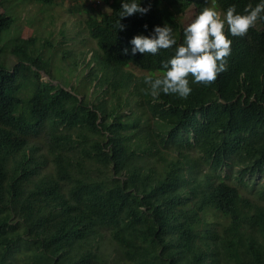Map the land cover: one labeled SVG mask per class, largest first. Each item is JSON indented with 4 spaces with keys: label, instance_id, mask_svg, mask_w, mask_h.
<instances>
[{
    "label": "trees",
    "instance_id": "16d2710c",
    "mask_svg": "<svg viewBox=\"0 0 264 264\" xmlns=\"http://www.w3.org/2000/svg\"><path fill=\"white\" fill-rule=\"evenodd\" d=\"M67 2L86 14L95 42V66L70 89L42 78L48 61H30L31 43L19 36L7 63L14 17L0 13V264H264V182L249 181L264 179V19L244 36L225 25L226 71L209 83L189 74L186 98L153 96L144 81L162 73L175 45L133 55L129 43L167 22L179 44L190 6L194 18L205 7L223 18L229 6L243 12L258 0H140L149 10L121 18L123 29L121 0H101L108 11ZM89 83L115 101H90ZM130 89L132 107L121 95ZM233 171L241 184L226 179Z\"/></svg>",
    "mask_w": 264,
    "mask_h": 264
},
{
    "label": "clouds",
    "instance_id": "9594fccd",
    "mask_svg": "<svg viewBox=\"0 0 264 264\" xmlns=\"http://www.w3.org/2000/svg\"><path fill=\"white\" fill-rule=\"evenodd\" d=\"M148 10L141 6L140 0H121L119 28L124 27L120 24L121 18ZM258 19H264V0H258L255 6L249 3L243 12L231 5L223 18L214 7H205L183 29L182 43L177 44L172 27L165 22L162 26H154L149 35L133 36L129 41L131 53L156 54L160 49L175 45L174 55L162 63V73L155 77L145 76L144 81L153 96L162 92L186 98L192 91L189 74L193 84L209 83L218 73L226 71L232 40L225 35V25L231 36H244ZM124 52L127 53L128 49L125 48Z\"/></svg>",
    "mask_w": 264,
    "mask_h": 264
},
{
    "label": "rangeland",
    "instance_id": "374dc122",
    "mask_svg": "<svg viewBox=\"0 0 264 264\" xmlns=\"http://www.w3.org/2000/svg\"><path fill=\"white\" fill-rule=\"evenodd\" d=\"M67 1L59 0L54 6L43 7L41 4L31 2L30 0H3L0 3V13L2 15L11 14L14 17L11 31L5 35L2 44L3 55L7 63L12 65L16 61V58L12 55V51L16 36H19L26 43H31L30 61L39 55L48 61L49 66L46 67L47 71L45 69L41 70L42 78L44 80L52 79L54 83L60 82L67 89H70V85H65V83H69V81L74 83L79 77L88 78L89 71L95 66L93 61L90 63L91 50L95 48V42L87 36V30L83 22L86 14L84 12L73 13L69 11V3ZM99 6V9L108 11L107 5L101 3ZM194 13L195 7L190 6L180 15L182 25H188L194 19ZM218 13L220 12L218 11ZM62 32H64V35ZM35 38L37 40L36 43H32L34 42L32 39ZM46 38H49L54 46H51V48L43 46L42 42ZM65 54L66 56H64ZM127 70L132 71L136 76L148 74V72L135 67H128ZM88 86L85 89V96L90 98V101H95L97 97L99 99H103L104 97L108 102L115 101L113 96L99 91L100 88L94 93V88H92L93 83H89ZM130 91L131 89L129 91H122L121 95L124 100L129 98L130 107H132V105H135L134 98L137 97L130 95ZM79 96L83 97L84 95ZM122 104H125V101ZM130 107H123V112L129 113ZM237 174L236 171H233L230 176H226V179L230 182L241 184L239 179L236 178ZM253 180H260L261 183L264 182V179L258 176L249 177V181ZM249 186H244L243 188L241 185L242 189H244V194L247 193L245 189L251 191ZM248 196H251L254 200L258 199L255 194ZM108 241L105 238L101 243L103 245L101 252L111 260L115 257V247ZM19 264H22V262H19Z\"/></svg>",
    "mask_w": 264,
    "mask_h": 264
},
{
    "label": "built area",
    "instance_id": "2783aa9c",
    "mask_svg": "<svg viewBox=\"0 0 264 264\" xmlns=\"http://www.w3.org/2000/svg\"><path fill=\"white\" fill-rule=\"evenodd\" d=\"M84 1L87 2V3H90V4L94 5V6H97L98 4L101 3V0H84Z\"/></svg>",
    "mask_w": 264,
    "mask_h": 264
}]
</instances>
